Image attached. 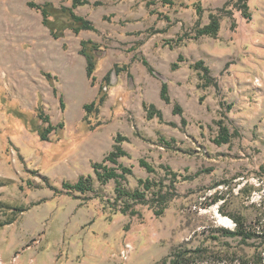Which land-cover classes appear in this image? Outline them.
<instances>
[{
	"label": "rangeland",
	"instance_id": "1",
	"mask_svg": "<svg viewBox=\"0 0 264 264\" xmlns=\"http://www.w3.org/2000/svg\"><path fill=\"white\" fill-rule=\"evenodd\" d=\"M174 1L89 0L74 11L95 30L75 33L66 13L71 0H0V222L12 221L0 227V264H171L175 249L199 250L188 264H264V0L248 1L249 20L230 0ZM29 2L52 4L51 20L64 26L59 37ZM210 14L220 17L216 38L165 44L194 35ZM82 41L95 45L87 49L94 83ZM142 60L167 79L169 100ZM199 60L214 78L206 87L192 67ZM116 66L124 70L109 83ZM101 93L103 103L86 111ZM220 100L232 103L225 124L233 136L217 145ZM144 104L162 118L150 117ZM39 113L63 123L48 140L40 138L47 124ZM117 133L128 153L118 161L132 169L121 180L126 189L145 178L168 183L163 165L186 176L163 214L131 200L138 215L120 212L126 200L117 199L114 180L96 179L91 164ZM87 174L94 182L85 194L58 193L44 182L61 189ZM234 219L252 235L246 241L223 232L236 229Z\"/></svg>",
	"mask_w": 264,
	"mask_h": 264
},
{
	"label": "trees",
	"instance_id": "2",
	"mask_svg": "<svg viewBox=\"0 0 264 264\" xmlns=\"http://www.w3.org/2000/svg\"><path fill=\"white\" fill-rule=\"evenodd\" d=\"M72 6L70 8H67L66 13L69 16V28H71L75 33H78L80 30H95V27L93 23L86 19L83 16H80L75 13L74 8L88 3L89 0H71ZM249 0H230L231 3H233V6L240 10L242 13V16L246 19H251V13L249 11ZM163 4L167 5H174V0H162ZM152 2H150L151 4ZM195 7L196 13L200 15L203 11L201 4L196 1L192 3ZM29 5L37 8L42 15V23L46 26H48L51 30V34L53 37L57 38L62 34L63 25H58L59 27H55L53 21L51 20V16L53 13V7L51 3H43L38 4L35 2H29ZM231 13V12H230ZM229 13V14H230ZM165 18L168 20V16H165ZM232 26L235 27V23L232 22ZM220 28V17L216 14H210L209 15V22L203 26H198L195 30L194 35L190 36L188 33L184 32L181 35H179L175 40L167 39L165 40V44L168 46H173L174 44H180L183 40L186 38H198L202 35H208L211 37L216 38L218 35V31ZM88 44H92L90 41H82V49L81 53L86 58V74L87 77L91 80L92 83L95 82L96 76L94 74L96 69V62L94 59V54L87 51ZM92 48H95V45H91ZM183 60V56L179 55L177 57V60L173 62L172 67L177 68L179 61ZM144 64L147 66V68L152 72L154 69L147 63V61L142 60ZM192 67L195 70H200L202 73H199L201 84L200 87H206L209 84L214 83V78L209 75V68L204 65L203 61L199 60L192 64ZM115 69L116 73L118 74V70H124L122 67L116 66ZM112 70V69H111ZM109 71V79H110V72ZM48 78H50V74H46ZM108 79V78H107ZM108 79V80H109ZM103 88V87H102ZM101 92V91H100ZM161 96L165 100H169V96L167 93V82H162L161 86ZM105 93H101L96 99L92 100L90 103L84 104V109L86 111H91L93 107H96L101 105L104 101ZM202 100V98H200ZM221 106L220 110V117L214 121L215 125L217 126V132L215 137L212 139L213 142L217 145L229 143L231 141V138L233 136V133L230 132L229 127L225 124V116H227L226 112L229 111L232 107V103H225L223 100H220L219 102ZM144 108L149 113V116L157 115L159 118H162L161 112L153 105H147L144 104ZM174 110L177 113H181L182 109L180 105L176 104L174 105ZM39 118L42 119L43 122H45L47 125L39 130V135L41 140H48V134L52 131H57L58 129L63 128V123L59 122L56 125H53L49 117L47 115H43L42 113H39ZM127 138L121 135L120 133H117L114 137L115 144L112 145V149L106 153L101 161H94L92 162L91 166L94 170V173L96 175V179L101 184H106L109 180L113 179L115 182V192L117 194V199L123 198L126 201L123 203V205H120L118 207V210L124 214L129 215H138V211L134 209L132 203L134 202H149L153 208V212L155 215L159 216L163 214L164 210L168 207L170 201L176 196V187L175 184L177 182L182 181L184 178H186L185 175L172 170L168 165H163L162 168L164 169V174L169 177L168 183H164L163 180H153L151 178H145L139 180L140 187L134 190L126 189L122 186L121 180H125L127 174L132 173L131 166H125L121 164L118 161V158L122 156H128L127 151H125L121 145L119 144L121 141L126 140ZM164 142L165 139H162ZM167 143V142H166ZM168 144V143H167ZM109 163L114 164V166H110ZM139 164L147 169L148 172H154L155 168L151 166L148 162H146L144 159H139ZM167 177V178H168ZM44 182L47 187L56 190V192H67V193H73V192H79L81 194H85L87 192L93 191V182L94 178L91 174L87 175H81L78 177V179L74 182L70 181H62L61 183V189L54 188L47 177H44ZM150 193V197H147V194ZM129 200L132 201V203L129 202ZM2 203L0 202V205ZM236 223V229L235 230H227L222 229L223 232L229 236H238L240 240L246 241L249 239L252 235L246 231L243 222L239 219H234ZM12 222L11 220H7L5 222H0V227L4 224ZM262 226V231H264V221ZM198 249H184L179 250L175 249L173 252L174 257L171 260V264H188L192 261L195 254L198 253Z\"/></svg>",
	"mask_w": 264,
	"mask_h": 264
},
{
	"label": "water",
	"instance_id": "3",
	"mask_svg": "<svg viewBox=\"0 0 264 264\" xmlns=\"http://www.w3.org/2000/svg\"><path fill=\"white\" fill-rule=\"evenodd\" d=\"M96 53H98V52H96ZM98 55H100V54L98 53ZM151 73H152L153 75H155V76L161 78V79H162V82H167V79H166L162 74L158 73L157 71L153 70ZM116 76H117V73H116L115 69H112L111 72H110L109 83H112L114 77H116Z\"/></svg>",
	"mask_w": 264,
	"mask_h": 264
},
{
	"label": "bare ground",
	"instance_id": "4",
	"mask_svg": "<svg viewBox=\"0 0 264 264\" xmlns=\"http://www.w3.org/2000/svg\"><path fill=\"white\" fill-rule=\"evenodd\" d=\"M223 224L228 226V223L227 222H223Z\"/></svg>",
	"mask_w": 264,
	"mask_h": 264
}]
</instances>
